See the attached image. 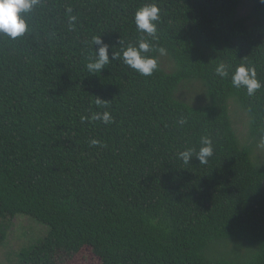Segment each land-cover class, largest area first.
<instances>
[{
  "label": "trees",
  "instance_id": "obj_1",
  "mask_svg": "<svg viewBox=\"0 0 264 264\" xmlns=\"http://www.w3.org/2000/svg\"><path fill=\"white\" fill-rule=\"evenodd\" d=\"M152 3L156 40L134 23ZM27 22L22 37L0 35V244L18 215L48 231L12 264H69L85 249L101 264H264V156L253 151L264 87L249 96L231 83L246 64L264 85V3L39 0ZM95 36L111 62L92 73ZM142 38L158 59L151 76L122 59ZM105 111L112 123L91 118ZM202 136L213 155L184 163L177 154L198 152Z\"/></svg>",
  "mask_w": 264,
  "mask_h": 264
},
{
  "label": "clouds",
  "instance_id": "obj_2",
  "mask_svg": "<svg viewBox=\"0 0 264 264\" xmlns=\"http://www.w3.org/2000/svg\"><path fill=\"white\" fill-rule=\"evenodd\" d=\"M264 3V0H261ZM39 4V0H0V35L7 36L10 39L22 37L28 31L27 14L31 13ZM69 13L71 8L67 10ZM76 17L70 16V21H75ZM160 20V9L155 4H145L140 7L134 14V23L139 32L156 40L157 25ZM92 45H100L95 50V57L87 64L89 72H101L111 61L109 58L108 44H104L101 36H95L92 39ZM152 50V44L148 39H140L136 45H128L122 50L123 62L137 71L140 75L151 76L154 71L158 70V59L155 56L146 55ZM160 55L165 54V49H158ZM117 56L111 53V60ZM215 74L221 78L229 76L228 66L223 62L218 63L215 68ZM231 83L235 88H245L249 96L254 95L264 85L257 79V73L254 67L246 64L239 65L231 74ZM101 100L98 98L97 102ZM93 120H100L104 124L112 123L113 117L109 112L94 113L91 117ZM187 121L183 117L177 119L178 126H184ZM93 144L97 141L93 140ZM201 147L196 152L192 148H188L179 152L178 157L184 162L189 163L193 155L201 164H206L208 158L213 155V142L211 138L202 136L200 138Z\"/></svg>",
  "mask_w": 264,
  "mask_h": 264
},
{
  "label": "rangeland",
  "instance_id": "obj_3",
  "mask_svg": "<svg viewBox=\"0 0 264 264\" xmlns=\"http://www.w3.org/2000/svg\"><path fill=\"white\" fill-rule=\"evenodd\" d=\"M167 64V63H166ZM168 66V64H167ZM193 89L201 94L200 88L196 85ZM237 134L244 140L247 133V119L244 114L238 111L234 104L230 106ZM254 154L258 158L264 156V144H256L253 148ZM48 228L37 221L22 215H18L11 220L5 241L0 244V264H12L15 260L14 254L21 248L36 244L47 234ZM69 264H101L88 249L83 250Z\"/></svg>",
  "mask_w": 264,
  "mask_h": 264
}]
</instances>
